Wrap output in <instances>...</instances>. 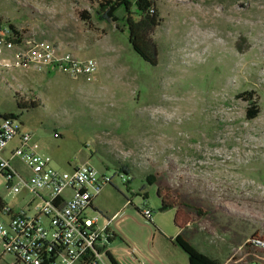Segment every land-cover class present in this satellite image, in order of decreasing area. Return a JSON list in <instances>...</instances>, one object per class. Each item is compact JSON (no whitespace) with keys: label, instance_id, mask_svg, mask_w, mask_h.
Returning a JSON list of instances; mask_svg holds the SVG:
<instances>
[{"label":"rangeland","instance_id":"obj_1","mask_svg":"<svg viewBox=\"0 0 264 264\" xmlns=\"http://www.w3.org/2000/svg\"><path fill=\"white\" fill-rule=\"evenodd\" d=\"M130 1L133 13L110 23L94 0H0V18L99 62L91 80L0 70V114H19L60 169L91 160L115 175L104 206L130 198L134 211L153 209L144 220L168 236L182 229L222 264H264V249L248 245L264 241V0H156V64L129 43ZM251 90L253 120L239 96Z\"/></svg>","mask_w":264,"mask_h":264},{"label":"built area","instance_id":"obj_2","mask_svg":"<svg viewBox=\"0 0 264 264\" xmlns=\"http://www.w3.org/2000/svg\"><path fill=\"white\" fill-rule=\"evenodd\" d=\"M98 66L95 57H78L51 40L0 23V70H57L91 80ZM90 161L60 169L19 114H0V259L10 254L27 264H113L109 226L114 218L101 224L93 207L115 175L101 173ZM116 173L129 183L130 175ZM140 209L145 219L154 220L151 207Z\"/></svg>","mask_w":264,"mask_h":264},{"label":"crops","instance_id":"obj_3","mask_svg":"<svg viewBox=\"0 0 264 264\" xmlns=\"http://www.w3.org/2000/svg\"><path fill=\"white\" fill-rule=\"evenodd\" d=\"M101 194L95 198L93 208L103 213V225L107 223V219L114 218L109 226L114 232L110 249L119 264H189L184 255H181L185 251L175 242L182 229L175 232V236H172V232L168 236L164 233L163 226L147 222L140 211H134L130 198L104 206ZM3 261L15 264L11 255H6Z\"/></svg>","mask_w":264,"mask_h":264},{"label":"trees","instance_id":"obj_4","mask_svg":"<svg viewBox=\"0 0 264 264\" xmlns=\"http://www.w3.org/2000/svg\"><path fill=\"white\" fill-rule=\"evenodd\" d=\"M99 4V13L98 16L101 20L107 21L110 23L118 22L121 18L118 15V11L123 9L125 15L133 13L132 5L130 0H94ZM135 13L138 15V19L129 25L128 31V40L130 45L134 48V50L147 62L151 64H156V58L158 56L157 43L153 39V31L157 26L161 24L162 18L160 17L159 11L157 9L156 0H137ZM82 16H86L85 12L82 13ZM5 22L9 23V21L0 18V23ZM9 25L12 28L15 26L11 23ZM118 27V26H117ZM255 91H245L241 93L239 96L243 97L250 104L247 109V118L249 120H253L258 117L260 113V106L255 97ZM21 107V103H19ZM38 105L35 102H32L30 107H36ZM29 107V106H25ZM7 116L16 115L15 112H6ZM118 170L127 173L130 175V171L127 167H121ZM159 194H161V190L159 189ZM164 196V195H162ZM171 203H169L166 197L163 198L162 209H167ZM140 212V207L137 208ZM114 238V237H113ZM113 238L110 240H113ZM175 242L179 245L191 258L192 264H222L219 258L214 256H210L202 251H200L197 247H195L187 238L182 236V234H178ZM248 245L260 247L264 249V246L258 245L254 242ZM110 259L113 264H119L115 257L111 254Z\"/></svg>","mask_w":264,"mask_h":264}]
</instances>
